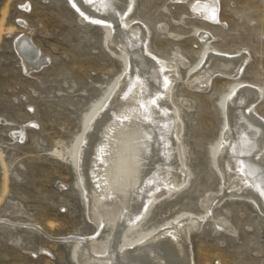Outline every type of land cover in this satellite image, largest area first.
Instances as JSON below:
<instances>
[{
  "label": "rangeland",
  "instance_id": "rangeland-1",
  "mask_svg": "<svg viewBox=\"0 0 264 264\" xmlns=\"http://www.w3.org/2000/svg\"><path fill=\"white\" fill-rule=\"evenodd\" d=\"M193 1L203 0L187 2ZM217 1L216 26L195 17L186 2L132 0L128 17L145 26L149 51L167 60L177 53L187 65L177 64L171 89L187 177L151 206L139 234L182 213L203 216L201 202L221 190L213 149L222 142V103L232 81L214 75L206 91L188 85V70L201 63L202 44L194 31H207L211 45L225 55L246 54L242 80L264 87V0ZM83 22L68 0H0V264H76L75 245L59 240L95 235L100 251L109 241L110 228L98 229L86 216L76 156L89 117L124 66L106 48L105 30ZM22 35L45 57L39 69L24 71L15 50ZM254 112L264 118V96ZM210 210L233 233L218 229L211 218L191 230L193 264H264L259 212L234 199Z\"/></svg>",
  "mask_w": 264,
  "mask_h": 264
},
{
  "label": "bare ground",
  "instance_id": "bare-ground-1",
  "mask_svg": "<svg viewBox=\"0 0 264 264\" xmlns=\"http://www.w3.org/2000/svg\"><path fill=\"white\" fill-rule=\"evenodd\" d=\"M68 1L82 21L105 30L106 48L124 66L102 105L89 117L76 156L86 216L98 229L108 227L111 233L102 251L95 235L59 240L75 245V263L193 264L191 230L211 218L218 229L233 233L224 219L210 217L212 206L226 199L244 200L264 218V118L254 112L264 87L242 80L246 54L225 55L211 45L213 37L207 31L196 29L202 44L201 63L188 70V85L206 91L214 75L232 81L222 103V142L213 149L221 190L201 202L203 216L182 213L158 229L139 234L151 206L187 177L180 143L182 125L171 99L177 64L187 65L177 53L167 60L149 51L145 26L128 17L132 0ZM172 1L186 2L195 17L221 25L217 0ZM16 39L15 50L24 71L39 69L46 59L29 36ZM182 103L188 108L192 105ZM22 135L23 130L17 138Z\"/></svg>",
  "mask_w": 264,
  "mask_h": 264
},
{
  "label": "snow or ice",
  "instance_id": "snow-or-ice-1",
  "mask_svg": "<svg viewBox=\"0 0 264 264\" xmlns=\"http://www.w3.org/2000/svg\"><path fill=\"white\" fill-rule=\"evenodd\" d=\"M75 6V5H74ZM213 19H215V15L213 14V17H212ZM94 22H96V21H94Z\"/></svg>",
  "mask_w": 264,
  "mask_h": 264
}]
</instances>
